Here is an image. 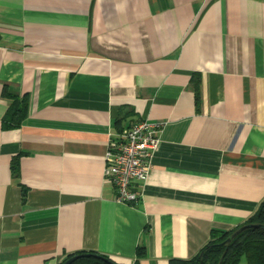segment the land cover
Returning <instances> with one entry per match:
<instances>
[{"label":"crops","instance_id":"obj_1","mask_svg":"<svg viewBox=\"0 0 264 264\" xmlns=\"http://www.w3.org/2000/svg\"><path fill=\"white\" fill-rule=\"evenodd\" d=\"M138 120L160 142L124 204L104 157ZM263 200L264 0H0V264L185 261Z\"/></svg>","mask_w":264,"mask_h":264},{"label":"trees","instance_id":"obj_2","mask_svg":"<svg viewBox=\"0 0 264 264\" xmlns=\"http://www.w3.org/2000/svg\"><path fill=\"white\" fill-rule=\"evenodd\" d=\"M194 93L196 104H198L197 85H195ZM3 96L12 100L8 115L15 125H19L26 113L24 100L20 101L6 90L3 91ZM15 165L16 160L12 165L14 170L16 169ZM247 225L251 226L247 227ZM255 225L264 226V200L243 224L228 232L213 230L209 242L191 259L185 261L171 260L169 264H239L242 258L245 259L246 264H264V227L259 228ZM240 227L244 228L236 233L229 242H225ZM78 254L82 256L72 260L69 264H107L93 256H86L87 252ZM136 254L137 258H140L143 252L141 249H137ZM101 256L108 258L105 255ZM134 264H138L137 260Z\"/></svg>","mask_w":264,"mask_h":264},{"label":"built area","instance_id":"obj_3","mask_svg":"<svg viewBox=\"0 0 264 264\" xmlns=\"http://www.w3.org/2000/svg\"><path fill=\"white\" fill-rule=\"evenodd\" d=\"M161 129L160 123L138 120L108 139L103 176L115 189L116 201L134 204L139 200L138 186L148 176Z\"/></svg>","mask_w":264,"mask_h":264},{"label":"water","instance_id":"obj_4","mask_svg":"<svg viewBox=\"0 0 264 264\" xmlns=\"http://www.w3.org/2000/svg\"><path fill=\"white\" fill-rule=\"evenodd\" d=\"M248 226H251V225H247V227ZM256 227H259V228H263L264 226H262V225H255ZM244 227H240L237 231H235L234 233H232V235L230 236V237H228L227 239H226V241L225 242H229L230 240H231V238L236 234V233H238L240 230H242ZM80 256H82V255H79V254H76V255H74V256H72V257H68L62 264H69L72 260H74V259H76V258H78V257H80ZM86 256H93V257H95V258H97V259H100V260H102V261H104L105 263H107V264H116V263H114L112 260H110V259H108V258H105V257H103V256H101V255H99V254H95V253H87L86 254Z\"/></svg>","mask_w":264,"mask_h":264},{"label":"rangeland","instance_id":"obj_5","mask_svg":"<svg viewBox=\"0 0 264 264\" xmlns=\"http://www.w3.org/2000/svg\"><path fill=\"white\" fill-rule=\"evenodd\" d=\"M239 264H246V261H245V259H244V258H242V259L240 260Z\"/></svg>","mask_w":264,"mask_h":264}]
</instances>
